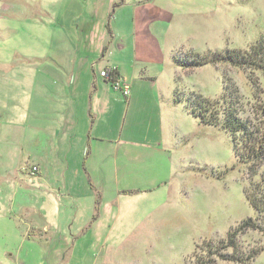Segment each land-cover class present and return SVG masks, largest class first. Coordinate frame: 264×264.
I'll return each instance as SVG.
<instances>
[{"label": "rangeland", "instance_id": "1", "mask_svg": "<svg viewBox=\"0 0 264 264\" xmlns=\"http://www.w3.org/2000/svg\"><path fill=\"white\" fill-rule=\"evenodd\" d=\"M133 2L148 12L138 25L142 38ZM263 34L264 0H0V128L10 129L8 95L20 78L11 68L51 59L70 65L76 57L97 78L104 64L119 68V87L110 88L122 103L104 134L137 141L115 145L108 160L97 157V169L105 162L108 170L96 169L94 180L109 202L97 197L95 225L85 233H74L86 226L83 215L79 227L53 232L51 219L32 210L16 215L13 196L2 193L0 264H241L239 256L264 264L261 230L223 247L228 232L256 217L244 190L260 180L264 162L249 175L235 153L239 142L191 112L196 94L217 99L226 86L239 117L255 125L264 75L229 64L186 66L192 55L245 50ZM125 83L128 93L119 89ZM31 166L24 165L27 178L36 175ZM118 191L128 193L113 200ZM25 201L19 194L14 203Z\"/></svg>", "mask_w": 264, "mask_h": 264}, {"label": "crops", "instance_id": "2", "mask_svg": "<svg viewBox=\"0 0 264 264\" xmlns=\"http://www.w3.org/2000/svg\"><path fill=\"white\" fill-rule=\"evenodd\" d=\"M133 3V21L139 29L137 37L142 38L138 25L144 24L148 12L144 11L143 3ZM108 34L109 38L113 35L111 30ZM107 49L104 45L102 58ZM50 61L55 64L9 70L20 78L12 79L16 89L8 95V105L12 108L5 119H9L10 129L0 128V145L3 143L0 197L2 193L13 196L10 203L16 215L32 210L51 219L50 228L57 233H61L60 229L79 227L81 223L75 220L83 215L87 219L86 226L82 224L81 229L74 232L81 234L95 225L93 213L97 211V202H109L102 198L94 180L97 157L101 154L104 161L108 160L115 145L119 149L122 144L137 141L131 137H119L120 140L115 135L105 136L109 120L114 121L116 115L115 104H121L122 100L113 97L111 85L103 77L97 78L94 71L90 75L89 70L78 67L76 57L70 65L56 59ZM109 67L113 66L104 64L101 70ZM120 113L117 116L120 117ZM3 116L0 113V119ZM143 139L139 143H143ZM26 164L38 168L32 178L25 175ZM103 164L105 162H101L103 169L98 168V171L108 170ZM126 193L118 191V197L113 200ZM19 194L27 199L23 204L14 203Z\"/></svg>", "mask_w": 264, "mask_h": 264}, {"label": "trees", "instance_id": "3", "mask_svg": "<svg viewBox=\"0 0 264 264\" xmlns=\"http://www.w3.org/2000/svg\"><path fill=\"white\" fill-rule=\"evenodd\" d=\"M116 5L117 2L113 4L114 7ZM186 64V66L191 67L207 64H229L249 72L257 71L264 75V34L245 50L226 49L224 51L209 52L201 56L192 55ZM110 70V78L106 81L112 86L114 85L115 77H120V74L116 67H112ZM229 93L231 92L225 86L222 96L217 99L212 100L201 94H196L191 112L200 122L229 132L235 146H240L235 151L239 161L247 164L249 166L248 174L254 176L256 171H258L257 168L264 162V95L262 100H259L257 107L261 119L253 125L251 120H243L239 117L237 102H235V105L230 103L232 99H230L231 94ZM175 102H179L178 97H175ZM244 192L246 199L256 213V217L255 219L249 217L241 221L236 228L228 232L227 242L223 246L225 248L235 249L236 236L247 229L264 232V171L261 173L259 181L252 182L250 180ZM251 257L253 256L250 255L248 259ZM210 260L209 262H211ZM234 260L244 264L245 259L239 256L234 257ZM203 264H206V262H203Z\"/></svg>", "mask_w": 264, "mask_h": 264}, {"label": "built area", "instance_id": "4", "mask_svg": "<svg viewBox=\"0 0 264 264\" xmlns=\"http://www.w3.org/2000/svg\"><path fill=\"white\" fill-rule=\"evenodd\" d=\"M110 72H111L110 68H104L103 70L100 71V76L103 77L105 80H107V79L110 78ZM116 78H118V77H115L114 83H113L114 84L113 87L115 89H118L119 86H118V82H116ZM119 89H122L123 92L128 93V91H129V85L127 83H125ZM29 170H30V172L32 174H36V172L38 171V168L33 165V166H31L29 168Z\"/></svg>", "mask_w": 264, "mask_h": 264}]
</instances>
